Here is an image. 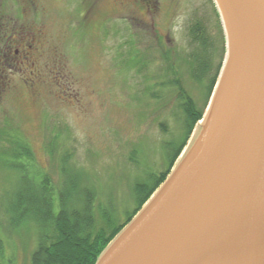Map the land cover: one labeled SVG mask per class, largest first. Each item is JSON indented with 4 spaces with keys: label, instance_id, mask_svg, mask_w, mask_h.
<instances>
[{
    "label": "rangeland",
    "instance_id": "rangeland-1",
    "mask_svg": "<svg viewBox=\"0 0 264 264\" xmlns=\"http://www.w3.org/2000/svg\"><path fill=\"white\" fill-rule=\"evenodd\" d=\"M122 1L45 3L44 15L36 14L29 22L43 34V83L28 87L12 69L11 87L0 96V133L6 127L8 138L21 133L39 172L58 182V155L68 150L77 167L103 186L115 185L119 200L127 196V184L136 176L130 156L142 151L139 160L145 165L162 162L161 144L167 136L160 124L166 132L174 130L178 114L174 91L155 89L162 97L158 104L146 99L142 77L122 67L127 53H141L157 75L162 51L158 39L165 50L185 57L191 50L186 29L193 18L215 30L208 0ZM178 69L193 95L187 66ZM55 136L58 152L52 162L47 148ZM3 147L0 140V150ZM12 182L13 177L0 170V196ZM35 243L32 227L9 229L0 200V264H29Z\"/></svg>",
    "mask_w": 264,
    "mask_h": 264
},
{
    "label": "water",
    "instance_id": "water-1",
    "mask_svg": "<svg viewBox=\"0 0 264 264\" xmlns=\"http://www.w3.org/2000/svg\"><path fill=\"white\" fill-rule=\"evenodd\" d=\"M225 56L165 181L96 264H264V0H212Z\"/></svg>",
    "mask_w": 264,
    "mask_h": 264
},
{
    "label": "trees",
    "instance_id": "trees-1",
    "mask_svg": "<svg viewBox=\"0 0 264 264\" xmlns=\"http://www.w3.org/2000/svg\"><path fill=\"white\" fill-rule=\"evenodd\" d=\"M215 30L195 17L186 29L191 50L185 55L168 52L158 39L161 64L156 73L148 68L146 58L130 50L122 67L142 77L146 99L161 101L155 92H175L178 104L176 128L166 132L161 144V161L158 165H145L135 151L129 162L136 176L127 184V196L119 200V192L112 183L102 185L84 169L73 163L70 151L58 155V182L39 172L27 141L19 135L8 138L7 129L0 133L3 142L0 150V170L13 177L9 190L0 196L8 227L19 230L32 227L35 248L29 264H96L108 244L133 219L145 202L165 181L176 159L202 119L216 84L225 56L224 36L213 2ZM188 68L189 82L194 84L193 95L187 91L179 77V65ZM156 79V80H155ZM155 80L154 86L149 84ZM8 126V125H7ZM57 137L48 144L50 160L55 161ZM144 158V157H143ZM142 162V164H141ZM156 167V168H155ZM2 248L0 247V255Z\"/></svg>",
    "mask_w": 264,
    "mask_h": 264
},
{
    "label": "flooded vegetation",
    "instance_id": "flooded-vegetation-1",
    "mask_svg": "<svg viewBox=\"0 0 264 264\" xmlns=\"http://www.w3.org/2000/svg\"><path fill=\"white\" fill-rule=\"evenodd\" d=\"M75 0H0V96L11 87L13 69L24 85L43 83L45 52L43 34L30 19L44 15L47 3ZM87 0H82V2ZM152 3L150 0H123L120 3ZM46 3V4H45ZM9 70V71H8ZM32 77V78H31Z\"/></svg>",
    "mask_w": 264,
    "mask_h": 264
}]
</instances>
